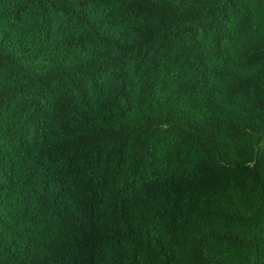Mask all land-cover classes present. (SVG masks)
I'll use <instances>...</instances> for the list:
<instances>
[{"label": "trees", "instance_id": "16d2710c", "mask_svg": "<svg viewBox=\"0 0 264 264\" xmlns=\"http://www.w3.org/2000/svg\"><path fill=\"white\" fill-rule=\"evenodd\" d=\"M0 264H264V0H0Z\"/></svg>", "mask_w": 264, "mask_h": 264}]
</instances>
